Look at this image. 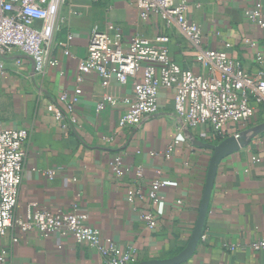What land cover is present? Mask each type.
Wrapping results in <instances>:
<instances>
[{
  "label": "crops",
  "instance_id": "obj_1",
  "mask_svg": "<svg viewBox=\"0 0 264 264\" xmlns=\"http://www.w3.org/2000/svg\"><path fill=\"white\" fill-rule=\"evenodd\" d=\"M256 4L264 7V0H229L223 4L218 0H189L187 13L188 20L201 28L207 48L226 51L254 76L259 72L255 57L264 53V30L250 23L245 12ZM60 17L63 22L53 52L58 66L37 76L30 58L15 55L6 58L1 81L0 127L30 132L24 147L18 214L24 216L29 204L52 212H67L76 206L89 216V224L100 231L102 239L135 249L140 262L172 258L187 246L207 177L211 152L196 146L195 141L217 144L257 127L264 123V109L257 107L244 125L227 123L223 137L216 139L210 127L200 125L191 131L192 140L170 150L181 134L173 91H160L156 117L140 128L121 130L122 101L132 99L133 79L126 85L113 79L104 91L99 77L88 75L75 110L79 126L64 127L67 120L59 124L47 108L61 94L74 91L79 64L87 55L94 29L111 35L119 29L125 44L136 36L153 40L168 35L173 62L196 74L206 71L182 34L167 30L158 15L142 19L128 0H67ZM110 24L115 29L110 30ZM70 34L74 39L69 42L68 56L60 44L66 43ZM104 93L120 104H106L97 112ZM151 153L158 155L152 157ZM119 156L124 170L120 178L112 169ZM139 167H146L141 176L136 173ZM48 170L56 171L52 179L46 175ZM155 181L169 185L159 190L165 201L164 213L155 215V227L150 229L146 223L137 222L133 212L155 211L149 198ZM203 235L206 238L184 264H264V249L251 248L264 239V132L259 143L251 142L222 161ZM0 245L8 250L11 264H102L97 249L58 235L45 237L36 231L24 234L16 229L2 238Z\"/></svg>",
  "mask_w": 264,
  "mask_h": 264
},
{
  "label": "built area",
  "instance_id": "obj_2",
  "mask_svg": "<svg viewBox=\"0 0 264 264\" xmlns=\"http://www.w3.org/2000/svg\"><path fill=\"white\" fill-rule=\"evenodd\" d=\"M66 1L0 0V87L8 57L23 55L30 58L35 74L41 77L49 68L58 66L53 52L55 36L63 22L60 12ZM128 1L137 7L142 19L158 15L167 30L173 29L182 34L191 46V53L206 72L196 74L173 62L167 48L170 42L168 35H159L153 40L136 36L125 44L122 33L112 24L108 28L116 30L114 35L94 29L89 38L87 55L79 64L74 91L61 94L47 108L59 124L66 119L64 127L79 126L75 110L83 93L81 86L88 75L99 77L104 91L111 86L113 79L120 85H126L133 79L134 95L132 99L122 101L125 111L119 121L121 130L140 128L156 117L160 113V91H173L174 109L180 122L181 134L176 137L170 150L188 139L192 140L191 131L200 125L210 127L216 139L218 136L223 137L222 129L227 123L244 125L254 116L257 107L264 109V53L256 55L259 72L255 76L251 75L238 61L230 58L226 51L206 47L201 28L187 18L189 0ZM226 1L229 0H218V3ZM245 17L264 30L262 4L247 9ZM73 39L70 34L68 41L60 44L68 56L69 42ZM106 104L118 107L120 103L110 94L104 93L97 105V112L103 111ZM29 137L28 129L0 127V241L16 229L24 234L36 231L45 237L58 235L70 238L79 245L86 244L95 248L101 255L102 264H138L140 261L135 249L123 248L112 239H102L100 231L89 224V216L76 206L67 212H52L29 204L24 216L18 214L26 160L24 147ZM259 139L260 135H257L251 142L259 143ZM156 155L151 153L152 157ZM145 168H137V175L141 176ZM112 169L118 178L124 175L121 156L115 159ZM55 172L48 170L46 175L52 179ZM168 185L165 181L152 184L149 198L155 211H134L133 216L137 222L146 223L150 229L155 227V215L162 216L165 208L159 190ZM13 241L18 242V239L14 238ZM251 248L264 249V239L253 243ZM0 264H11L8 250L1 245Z\"/></svg>",
  "mask_w": 264,
  "mask_h": 264
},
{
  "label": "water",
  "instance_id": "obj_3",
  "mask_svg": "<svg viewBox=\"0 0 264 264\" xmlns=\"http://www.w3.org/2000/svg\"><path fill=\"white\" fill-rule=\"evenodd\" d=\"M263 132L264 123L252 129H248L228 137L217 144L195 141L196 146L208 149L211 152V156L198 217L187 246L183 249V251L172 258L139 262L138 264H184L194 256L197 247L202 240L216 176L222 161L234 153H237L242 148L248 146L253 137L261 135ZM190 135L193 138L192 134Z\"/></svg>",
  "mask_w": 264,
  "mask_h": 264
}]
</instances>
